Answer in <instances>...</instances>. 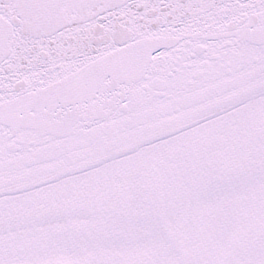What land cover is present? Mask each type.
<instances>
[{
    "label": "snow or ice",
    "instance_id": "obj_1",
    "mask_svg": "<svg viewBox=\"0 0 264 264\" xmlns=\"http://www.w3.org/2000/svg\"><path fill=\"white\" fill-rule=\"evenodd\" d=\"M0 264H264V0H0Z\"/></svg>",
    "mask_w": 264,
    "mask_h": 264
}]
</instances>
